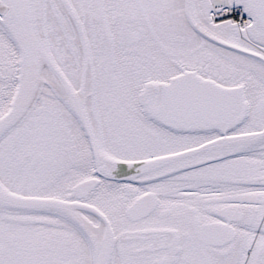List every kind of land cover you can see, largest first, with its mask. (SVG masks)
I'll return each instance as SVG.
<instances>
[{"label": "snow or ice", "instance_id": "1", "mask_svg": "<svg viewBox=\"0 0 264 264\" xmlns=\"http://www.w3.org/2000/svg\"><path fill=\"white\" fill-rule=\"evenodd\" d=\"M0 264H264V0H0Z\"/></svg>", "mask_w": 264, "mask_h": 264}]
</instances>
